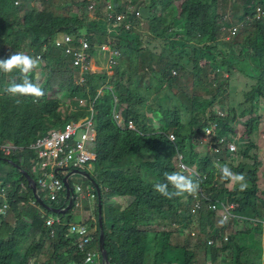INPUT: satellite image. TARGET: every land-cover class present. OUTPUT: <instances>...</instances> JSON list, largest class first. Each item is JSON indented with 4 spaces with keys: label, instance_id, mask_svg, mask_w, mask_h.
<instances>
[{
    "label": "trees",
    "instance_id": "obj_1",
    "mask_svg": "<svg viewBox=\"0 0 264 264\" xmlns=\"http://www.w3.org/2000/svg\"><path fill=\"white\" fill-rule=\"evenodd\" d=\"M258 5L264 7V0H0V60L17 51L48 58L30 74L44 90L41 98L12 96L6 89L22 82L19 73L0 72V145L9 141L24 149L10 157L0 152V157L19 164L38 183L41 172L37 178L34 167L39 154L27 148L54 128L75 120L61 118V105L73 103L79 109L75 98L95 99L104 88L95 103L97 157L86 171L93 170L91 177L101 189L103 210L107 209L110 225H105L104 218L103 223L110 263L199 264L197 250L203 248L210 264H248V248L240 240L251 235H256L264 263V190L259 185L264 161L252 154L258 147L250 140L264 110V18H256ZM127 24L131 27L125 35L115 39L114 46L121 53L114 76L95 74L80 85L71 59L54 45L56 34L86 35L90 52L100 53L87 29L107 33L109 25L123 32ZM242 61L251 67L248 74L237 70ZM37 74L45 77L39 79ZM242 76L247 91L243 101L238 100L240 113L232 106L226 116L219 115L213 108L223 102L220 96L226 101L234 98L231 83ZM153 96L158 102L156 110L148 104ZM20 113L30 127L25 142L9 131L12 118ZM79 113L75 118L86 116ZM237 124L245 129L240 131ZM209 127L216 132L213 148L218 139L232 142L237 137V151L222 154L219 162L209 153L198 158V145ZM239 133L243 141H238ZM171 134L175 142L170 141ZM179 153L186 165L197 167L199 180L178 167ZM0 163L12 169L2 185L11 184L12 189L7 200L0 198V207L9 204L7 214H0V264H84L86 253L70 234L74 218L69 215L74 209L64 215L44 209L43 216V208L33 204L36 201L25 176L8 161ZM223 165L233 173H246L245 181L251 186L230 190L227 185L232 181L222 179L219 171ZM248 165L253 168L247 170ZM174 171L190 176L199 188L172 199L155 192L153 186L166 182L164 174ZM200 188L206 196L200 198L201 211L195 198ZM169 191H173L171 185ZM42 192L47 205L63 206V201H49ZM206 198L213 203H234L245 228L229 233L233 226L239 227L241 219L227 223L216 218ZM94 210L96 221H88L97 227L91 248L99 253L96 264H102L98 205ZM50 215L61 220L54 231L46 225ZM194 219L200 224L194 233L198 235L195 249H190V243H172L173 236L182 237ZM166 227L175 231H166ZM207 240L215 245L220 242L219 247L208 246Z\"/></svg>",
    "mask_w": 264,
    "mask_h": 264
},
{
    "label": "built area",
    "instance_id": "obj_2",
    "mask_svg": "<svg viewBox=\"0 0 264 264\" xmlns=\"http://www.w3.org/2000/svg\"><path fill=\"white\" fill-rule=\"evenodd\" d=\"M140 14L137 12V16ZM256 16L259 19L264 18V7L258 5L256 7ZM120 20V18H118ZM131 27V24H127L123 32L118 30H111L108 25L107 33H102L95 30L91 33V36L95 39L93 44L94 47L100 48V53H91L90 44L87 40L86 35H79L76 38L63 33H57L54 37V45L57 48H60L66 57L71 59L72 64L78 71V83L84 85L88 80V77H92L90 71H97V67L103 66V73H107L110 76V71L117 66V59L114 55H119L121 51L117 49L114 45H110L103 41V39L110 38L112 43H115V39L125 35L127 29ZM236 32V31H235ZM102 39V40H101ZM97 55V58L95 57ZM42 59V56L39 55ZM98 74V73H96ZM176 75V71L173 72ZM103 95V89H100L98 92L97 98L89 96L88 100L84 97L75 98V101L78 103L79 108L86 107L84 110H79L80 112L86 113L85 117L78 122H69L64 125L60 130L56 132H50L49 134L40 137L37 139L34 145L28 147V149H35L38 151V160L40 163V172L41 176L37 183L39 192L45 196V199L53 202L60 203L63 201V206L61 209H65L69 204V199H67V191L64 183V178L70 176L69 181L78 176L72 174L75 170H85L86 168H92L91 163L96 160L95 153V143L97 140L96 132V114L95 103L99 96ZM90 98L94 99L91 100ZM118 102V99L115 98V103ZM69 105H63L61 109L70 112L68 108ZM73 109V107L71 106ZM61 109L59 112H61ZM118 124L123 126L122 118L120 114L115 116ZM130 128H133V124H130ZM210 129H213L212 127ZM211 133V130L208 131ZM214 134H212L213 136ZM170 141L174 142L176 140L175 135L171 134L169 136ZM224 140V139H223ZM236 138L232 142L221 141L222 145L227 153H235L237 151V143L235 142ZM223 149V148H222ZM23 150L22 148L16 147L15 145L2 144L0 145V152L4 155L9 156L15 151ZM216 151V150H215ZM217 151H220L217 150ZM178 167L183 172H188L193 175L197 180L200 179L199 173L194 170L192 167L187 166L184 163V157L181 154L177 156ZM218 162L220 159L217 160ZM64 174V175H62ZM37 182V181H36ZM3 184V182H1ZM12 189L11 184L5 185L0 190V198L7 200L8 193ZM74 195H75V210L81 206L83 201H95L94 189L90 186L84 188L83 185L75 184L74 185ZM201 197L205 196L204 189L200 188L195 194L196 198V208L201 211L203 205L200 201ZM206 202L209 203L208 210L212 212L216 218L221 219L223 222L229 223L234 218H242L236 214V205L234 203H213L211 200L206 198ZM35 205H39L37 202H33ZM41 207L40 205L38 208ZM42 208V207H41ZM9 209V204H4L3 207H0V214L6 215L7 210ZM40 213L45 216V210L40 209ZM90 220L96 221L95 216ZM89 220V221H90ZM240 222V223H241ZM61 223V220L56 216H48L46 219L47 227L53 229ZM176 226V225H174ZM264 226V223H263ZM70 234L75 237L78 247L82 252L86 253L85 263L87 264H96V261L99 257V253L95 248H91V245L94 241L93 235L97 230V227H92L87 222L84 223H70ZM195 235V234H193ZM225 241H227L228 236L225 235ZM207 243L210 246L219 247V244H214L213 240H207Z\"/></svg>",
    "mask_w": 264,
    "mask_h": 264
},
{
    "label": "rangeland",
    "instance_id": "obj_3",
    "mask_svg": "<svg viewBox=\"0 0 264 264\" xmlns=\"http://www.w3.org/2000/svg\"><path fill=\"white\" fill-rule=\"evenodd\" d=\"M239 1H245V0H239ZM256 18L258 19L257 16H256ZM87 30L90 32V34L95 31V30H89V29H87ZM103 41L108 43V44H110V45H114L110 38L103 39ZM27 47H29V46H27ZM114 56L117 59V66H115L109 72L110 76L107 73H105V72L103 73V71H104V67L103 66L97 67V71L96 72H93L91 70L90 73L92 75H94L96 73H98V75L106 74L109 77H113L114 73H115V68H117L120 65V56L118 54L114 55ZM95 57L97 58V55H95ZM47 61H48V58H47ZM42 65H43V63L41 62L40 66H42ZM237 67H238L237 68L238 71L243 70L247 74H248V72H249V70L251 68L249 65H247L245 63V61H242L241 63H239ZM214 75H215V73L212 74L211 76L214 78L215 77ZM243 76L240 79H238V80L236 79L235 81H232V83H231L232 84L231 92L233 94L235 93L234 98L231 97L232 99L230 101H226V100L223 99L222 96H220V100L223 101V102L220 105H217V106H215L213 108L214 111L217 112L219 115L226 116L227 115L226 110L232 109V106L237 110V112L240 113L241 106H240L238 100L243 101L244 92L247 91V87H246V81L247 80ZM37 77L40 79V78H44L45 76L37 74ZM222 77L227 78L228 75L224 74ZM203 94H205V93H203ZM62 96L66 97L67 95H66V93H63ZM155 101H156L155 97L154 96L151 97L150 101L148 102L149 108L152 107L153 110H156L158 108V102H155ZM166 103H169V102H166ZM16 107H15V109L12 108V112H14L16 110ZM68 108L70 109V112H67L66 110H63V109L60 108L61 109L60 114L63 116V118H62L63 120H66L68 117H73L75 120H71L70 122H78V121H80L82 119L81 117L75 118V117L78 116V114H80L79 113L80 111H78V109H75V108L72 109L71 105H69ZM85 108L86 107H84V108L80 107L79 110H84ZM60 109H58V110H60ZM261 114H262V118L257 123L256 130L250 135V140H251L252 143L256 144L258 149H259V151H258V149L257 150L253 149L252 154L253 155H258L259 158L264 161V110H261ZM149 116H151V115H149ZM8 117L11 118V113H9ZM236 128L240 129V131H242V129H245V127L242 126V124H237ZM9 131H10L11 135H13V138H15L18 135L22 142H25L28 139L27 137L30 134V127L26 123V121L24 120V114L23 113H20L17 116L12 118V126L9 128ZM238 135H239L238 136V141H243L241 139V133H239ZM223 139H221V140L219 139L217 144H219L221 141L225 140V139L224 140ZM236 139H237V137H236ZM213 140L214 139L208 140L209 145H213L214 144ZM4 144L14 145L12 142H9V141H6L5 143H3V145ZM34 144H35V141L32 143V145H34ZM204 147H205L204 143L200 142L199 145H198L197 154H196L198 156V158H201V154H204V153H205V155L208 154ZM237 148H238V146H237ZM192 168L194 170H196V171L198 170L196 166H193ZM252 168H253V165H248L247 166V170H251ZM11 170L12 169H11V167L9 165H5V164H1L0 163V183H1V181H4V179H6V175H5L6 172L7 171L11 172ZM39 170H40V163L36 164V166L34 167V172H35V175L37 176V178H39V173H38ZM90 174H93V170H90ZM246 175L247 174L245 173L244 176H246ZM259 176H260L259 185L264 190V172H263V167L261 168V170L259 172ZM84 183L86 184V182L83 181V179L81 177L74 176V178L72 179V185H75V184L84 185ZM246 183H247V187L251 186V183H249V182H246ZM227 187L230 190H235V189L239 188V184L237 182L232 181V183L228 184ZM87 202L88 201H83L81 203V206L76 208V210H74V212L69 215L70 217L74 218L73 222H75V223H84V222L89 221L91 218H93V214L92 213H94V216H95V211L85 210L84 209L85 203H87ZM89 206H90V209H93L94 206H95V201H91V204H89ZM103 218H104L105 225L107 227H109L110 221H109V217H108V213H107V209L106 208L103 210ZM216 224L218 225V223H216ZM244 224H245V222H244V220H242V222L240 223L239 227H234L233 226V228L229 229L228 232L230 233L231 231H235V232L241 231L242 229L245 228ZM199 225L200 224L198 223L197 219H194L193 222H192V225L188 228V230H186V233H184V235H182V237H181V235H178V234H175L173 236V242L172 243H174L175 245L177 243H180V244L190 243V249L194 250L195 247H196V244H197L196 242H197V239H198V235H193V234L194 233H198V231L200 229ZM219 229L222 230L221 226L219 227ZM170 230L171 231H175L174 228L166 227V231H170ZM189 233L191 234V238H190V234ZM254 234H256V233H254ZM255 236L256 235H251L249 237H242V240H240V243L244 247L248 248V251L246 252V256H247V261L246 262L248 264H264L260 260L261 249H260L259 245L255 242V240H256ZM262 245H263V253H264V238H263ZM151 251H152V246H151ZM197 252H198V254H201L202 256H204L203 264H210L208 258L205 256V250L203 248L198 249ZM151 259H152V257H151ZM152 264H153V262H152Z\"/></svg>",
    "mask_w": 264,
    "mask_h": 264
},
{
    "label": "clouds",
    "instance_id": "obj_4",
    "mask_svg": "<svg viewBox=\"0 0 264 264\" xmlns=\"http://www.w3.org/2000/svg\"><path fill=\"white\" fill-rule=\"evenodd\" d=\"M40 64H41V58L39 56L33 57V56L25 54L24 52H19V51L15 52L14 54H12L10 57H8L6 59L0 60V72L8 74V73H12L13 71H18L19 78L22 81L21 83L13 82L11 85H9L7 87L6 91L9 94H11L12 96H22V97L31 96V97H34V98L43 97L44 94H45L44 90L39 86L38 83H34L33 80L30 78V74L34 70H36L40 66ZM63 105H71L73 108H75L73 106V103H67V104H63ZM63 105H61L60 108ZM58 112H59V110H58ZM61 118H63L62 115H61ZM210 128L211 127L207 128L205 130V133H204V135H203V137L201 139V143H204V145H207V147H208V149L206 150L207 153H209V155H211L212 157H213V154H214V158L213 159L216 162H218L217 160L220 159V156L222 154H226L227 151L222 145H220V143L215 148H213V145H209L208 140L214 139L215 136H216L215 127H212L213 129H210ZM56 130L58 131V130H60V128H54L50 132L53 133V132H56ZM209 130H211L210 134L208 133ZM212 134H214V135L212 136ZM219 149H220V151H217ZM27 150H31V149L27 148ZM20 151L21 150L15 151L13 154L9 155L8 157L13 156L15 153H18ZM21 152H24V149ZM179 154L183 155L182 153H179ZM183 157H184V155H183ZM8 160H10V159H8ZM86 169L85 170H80V171H85V172L89 173L88 171H86ZM89 169H91V167ZM219 171L222 174V179L231 180V181L237 182L239 184V187H240L241 191H244L247 188V183L245 181V176L243 174L233 173L231 171V169L227 165L220 166L219 167ZM90 176H91V174H90ZM78 177H81V176H78ZM81 178L83 180H85V182H86V184L84 183V185H83L84 188H86L87 186H90V187H92L94 189L95 199H96L95 200V205H99V202H97V199L99 197V194H98V191H97V187L94 186L92 183H90L85 177H81ZM92 179L96 181L95 178H92ZM164 179H165L166 182H164V183H156L153 186V188H154L155 192L159 193L160 195H162V196H164V197H166L168 199H172L173 197H181V196H184L185 194H192L199 188V184L197 182H194L193 179L190 178V176L185 175L181 171H174V172H170V173L166 172L164 174ZM70 181H69V184H70ZM1 182H3V181H1ZM2 185L3 184L0 183V190L2 188ZM170 185H171L173 191H169V186ZM72 187H73V190H74V185ZM66 191H67V188H66ZM106 191H107V189H106ZM99 200H100V198H99ZM101 202H102V200H101ZM89 204H91V203H89V202L85 203V207H87V209H89L91 211H95L94 210L95 206H94L93 209H90ZM85 207H84V209L86 210ZM74 208H75V198H74L73 209ZM73 209H71V210H73ZM98 211H99V209H98ZM92 214L94 216V213H92ZM90 221H92V220H90ZM174 225H176V224H174ZM174 227L176 229L178 228L177 225L174 226ZM208 246H210V245L208 244ZM211 247H213V246H211ZM84 264H87V263L84 262Z\"/></svg>",
    "mask_w": 264,
    "mask_h": 264
},
{
    "label": "water",
    "instance_id": "obj_5",
    "mask_svg": "<svg viewBox=\"0 0 264 264\" xmlns=\"http://www.w3.org/2000/svg\"><path fill=\"white\" fill-rule=\"evenodd\" d=\"M0 161H8L10 164L14 165L17 169H19V171L25 176V178L28 181V186L30 187V189L33 192L35 201L42 206L44 209H46L47 211L53 212L55 214H67V212L71 209H73V205H74V190L73 187L69 184V178L70 176H67L66 178H64V183H65V187L67 188V199H69V204L65 209H61V208H52L49 205H47L43 198L40 195L39 189H38V185L36 180L25 170H23L19 164L15 163L13 160H4L3 158L0 157ZM72 174L81 176V177H85L90 183H92L94 186L97 187V191L99 194V205H98V209H99V228H100V253L102 256V264H111L110 260H109V256H108V252L105 248V233H104V223H103V206H102V202H101V190L99 185L97 184V182L95 180H93L90 176L89 173L85 172V171H79V170H75L72 172Z\"/></svg>",
    "mask_w": 264,
    "mask_h": 264
},
{
    "label": "crops",
    "instance_id": "obj_6",
    "mask_svg": "<svg viewBox=\"0 0 264 264\" xmlns=\"http://www.w3.org/2000/svg\"><path fill=\"white\" fill-rule=\"evenodd\" d=\"M46 59H41V62L43 63V65L42 66H44V63H46ZM111 88V87H110ZM103 89V92H104V88H102ZM91 100H94V99H92V98H90ZM205 147V150H207L208 149V147H207V145H204ZM4 155V154H3ZM5 157H8V156H6V155H4ZM4 160L6 159V158H3ZM6 160H8V159H6ZM8 173V171L6 172V174ZM5 174V175H6ZM203 259H204V256H202L201 254H199V264H203Z\"/></svg>",
    "mask_w": 264,
    "mask_h": 264
}]
</instances>
